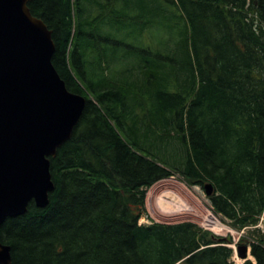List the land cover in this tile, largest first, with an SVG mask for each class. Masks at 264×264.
<instances>
[{"label":"trees","instance_id":"16d2710c","mask_svg":"<svg viewBox=\"0 0 264 264\" xmlns=\"http://www.w3.org/2000/svg\"><path fill=\"white\" fill-rule=\"evenodd\" d=\"M119 1L29 3L52 31L54 67L86 105L51 159L47 207L31 202L0 226L11 264H234L232 237L190 221L141 224L148 189L172 177L212 184V211L254 229L237 243L251 249L244 264H264V0H160L181 13L177 38L112 78L102 24L134 19Z\"/></svg>","mask_w":264,"mask_h":264},{"label":"water","instance_id":"95a60500","mask_svg":"<svg viewBox=\"0 0 264 264\" xmlns=\"http://www.w3.org/2000/svg\"><path fill=\"white\" fill-rule=\"evenodd\" d=\"M32 0H0V226L34 202L45 208L55 190L50 162L70 140L86 105L53 65L55 43ZM213 194L212 184L205 185ZM239 257L248 258L247 246ZM0 243V264H11Z\"/></svg>","mask_w":264,"mask_h":264},{"label":"rangeland","instance_id":"374dc122","mask_svg":"<svg viewBox=\"0 0 264 264\" xmlns=\"http://www.w3.org/2000/svg\"><path fill=\"white\" fill-rule=\"evenodd\" d=\"M120 1L119 9L126 6V11L134 16V19L133 21L127 20L122 25L117 24V26L116 24L109 25L110 23L102 24V35L113 40L112 45L103 44L109 58V62L106 61L104 66L109 69L108 73H112V78L115 75L125 76L124 70L130 71L135 68L138 65V58L141 60L144 57L152 59L153 56L145 55L143 51L149 50L151 53L157 54L163 45L161 39L172 35L173 41H175L180 27V25H176L177 20L173 17V13L181 14L175 5H170L171 15H168L166 11L169 12L170 9L165 7V10L162 11L160 0H123L125 5L120 4ZM148 11H151L152 14L148 15ZM140 20L142 21L139 22ZM167 23L171 25L168 29H166ZM116 41L119 45L115 44ZM164 43L168 45V40ZM91 54V57L98 56L97 51H92ZM112 60L113 62H111ZM137 74L138 71H134V75ZM146 209L147 215L141 219V224H150L152 221L169 224L194 222L219 237L228 239L232 237L234 243L229 246L235 251L232 260L234 264H244L247 260H252L249 251L246 260L239 257L238 248L245 246L246 242H242L241 245H237V243L243 235L249 240V230L253 231L254 229L249 228L238 232L231 228L212 211L206 190L200 186H188L179 177L161 181L148 189ZM260 232L263 233L262 230Z\"/></svg>","mask_w":264,"mask_h":264},{"label":"bare ground","instance_id":"6f19581e","mask_svg":"<svg viewBox=\"0 0 264 264\" xmlns=\"http://www.w3.org/2000/svg\"><path fill=\"white\" fill-rule=\"evenodd\" d=\"M240 264H242V263H240Z\"/></svg>","mask_w":264,"mask_h":264}]
</instances>
